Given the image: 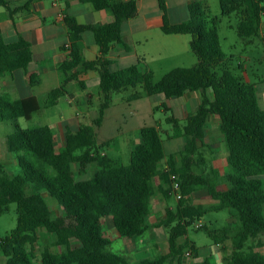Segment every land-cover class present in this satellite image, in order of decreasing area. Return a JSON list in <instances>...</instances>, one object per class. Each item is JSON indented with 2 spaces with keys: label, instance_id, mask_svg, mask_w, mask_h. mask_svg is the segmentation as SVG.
Masks as SVG:
<instances>
[{
  "label": "trees",
  "instance_id": "16d2710c",
  "mask_svg": "<svg viewBox=\"0 0 264 264\" xmlns=\"http://www.w3.org/2000/svg\"><path fill=\"white\" fill-rule=\"evenodd\" d=\"M80 1L91 3L97 11H110L114 21L94 27L79 24L72 17L65 19L71 37L93 32L100 57L93 62L86 61L79 46L72 42L67 59L59 66L62 85L47 95L43 106L53 107L68 94L67 85L78 81V67L81 66L83 72L97 70L102 103L94 124L81 125L59 145L49 126L23 129L18 124L20 118L29 120L41 109L36 98L12 101L0 95V123L9 122L14 126L6 148L16 154L21 169L20 175H10L0 160V218L9 212L12 204L16 205L18 215L16 228L0 238L5 264H34L30 248L38 242L40 229L54 234L62 249L58 253L44 249L41 264H129L103 235L102 219L112 217L123 237L143 236L149 229L147 218L157 192L153 179L161 174V191L168 198L172 173L180 178L182 198L174 210H167L166 218L160 222L168 230L169 252L138 264H184L188 248L193 259H198L195 243L180 242L189 229L212 211V208L192 203L191 196L198 189L207 190L209 197L220 203L219 209L239 222L235 234L229 228L208 230L215 243H224L232 235V253L222 264H264V253L258 250L264 246L261 180L264 176V110L259 107L255 86L235 73L233 58L224 51L219 34L221 19L234 17L240 39L250 41L260 37L264 32V0H219L221 16L214 18L208 17L201 3H193L189 6L190 18L178 24L170 23L166 0H158L163 13L162 32L189 35L190 49L197 58L193 67L173 69L158 82L153 72L142 73L135 66L112 71L108 60L112 45L123 43L124 23L138 15L140 0ZM7 6V0H0V7ZM32 56L28 41L20 38L15 43H7L0 31V78L27 70ZM117 82L122 88L141 86L144 92L133 94L134 99L156 95L167 100L180 98L186 87L201 94L198 108L184 121L172 115L167 118L173 125V134L169 137L184 138L181 150L169 154L156 125L140 130L141 142L129 165H117L102 154L103 146L108 144H98L96 128L102 125L105 112L112 104ZM162 106L166 109L164 104ZM211 115L220 118V130L228 148L229 172L225 177L228 188L225 190L219 189L220 175L216 170L195 172V168L207 162L204 128ZM165 161L167 167L162 172ZM92 167L96 168L93 175L83 179ZM45 194L61 207L58 216L53 215ZM72 240L78 242L77 247L71 244ZM193 264L212 262L205 259Z\"/></svg>",
  "mask_w": 264,
  "mask_h": 264
},
{
  "label": "crops",
  "instance_id": "0c3cea01",
  "mask_svg": "<svg viewBox=\"0 0 264 264\" xmlns=\"http://www.w3.org/2000/svg\"><path fill=\"white\" fill-rule=\"evenodd\" d=\"M7 2V7H0V31L3 38L7 43H15L20 38L25 39L32 46L33 56L27 70H19L12 76L0 78V95L7 96L12 101L36 98L42 106L36 112L39 113L44 109H49L43 106L47 95L62 85L63 74L59 66L67 59L72 42L79 46L86 61L93 62L100 57V49L96 44L93 32L87 31L71 37L65 19L72 17L79 24L96 27L112 23L114 16L108 10L97 11L91 3L80 0H7ZM166 2L168 18L172 24L187 21L190 18L189 6L193 3H201L210 18L221 16L219 0H166ZM222 19L219 34L223 28ZM226 19L229 21L225 26L226 29L237 34L235 29L236 19L234 17ZM162 24L163 13L158 0H140L138 15L126 21L123 25V43H114L111 47L108 55V60L111 62L110 69L118 71L135 66L139 72H153L155 79L157 72L162 74L163 77L173 69L189 68L196 65L197 58L190 49L191 37L189 35H166L161 30ZM154 38H156L155 42ZM224 40H226L225 37ZM240 40L243 42V46L239 50V55L236 53L227 54L233 58L232 67L235 73L245 82L255 86L259 107L264 110V32H261L260 37L250 41ZM234 62L237 63L236 66L233 65ZM76 72L79 73L78 81L70 82L66 87L68 94L62 97L57 105L50 107L58 108L63 105L59 112V120L48 125L53 130L55 140L59 145L64 142L70 132L76 131L81 125H93L98 117H94V112L91 110L92 105L94 106L97 103L100 109L102 103L99 72L97 70L83 72L81 66L76 69ZM75 86L79 89L78 95L71 91V88ZM92 88L98 92L97 96ZM127 89L130 88H122V84L117 82L112 96L114 93L126 91ZM156 96H142L139 99H134L131 95L129 101L136 103L144 97L153 99ZM169 100L170 103L167 104L153 105L152 111L159 109L164 104L166 109L163 110L165 112H170L175 118L184 121L198 108L201 94L186 87L183 97ZM113 104L114 102L105 112L102 125L96 129V136L98 129H103L110 118L109 111ZM137 107L134 113L139 110L140 105ZM33 114L30 119H32ZM71 122L76 124L77 128L75 130H70L69 123ZM157 126L163 131L161 125ZM142 128L136 129L138 141L129 149V162H131V156L141 142L140 130ZM204 130V141L207 146L204 148V156L207 162L205 165L195 168V172L201 173L204 171L208 173L211 169L216 170L220 175L219 189L225 190L228 188L225 180L229 172L227 164L228 148L220 130V118L211 115ZM165 132L168 136V145L174 144V149L167 152L172 154L181 150L185 144L184 138L173 139L169 137L173 133ZM117 134H120V132L118 131ZM115 136L107 137L102 144H109ZM5 151H7V154L4 160L1 156L0 160L6 168L9 164H13V158L6 148V143ZM101 152L115 163L113 158L107 155L103 149ZM14 164L19 165L18 160ZM161 167L162 172L165 171L167 162L165 161ZM160 175L153 179L157 192L152 199L151 211L147 218L149 229L143 236L123 237L116 230L112 217L102 219L103 235L111 239L112 246L113 242L116 241V253L124 257L129 264H138L142 260L153 259L160 254L169 252L168 230L160 225V222L166 218L167 210L175 209L178 200L172 194L166 198L162 193L163 181ZM191 199L196 206L212 208L209 213L223 211L219 209L220 203L210 198L205 189L196 190ZM229 218L231 221L227 225L211 230L229 228L233 230L232 234H235L236 219L230 215ZM203 219L204 217L196 223L201 224L202 227L195 228L196 224L194 225L193 229L195 231H200L199 229L202 228L207 229ZM216 221L218 224L223 222L219 217ZM231 236L224 243L213 241V245H210L209 248L206 245H203V247L196 245L198 259H193L191 263L184 259V264H193L196 260L202 261L205 259H210L212 264H222L223 259L230 255L233 250ZM185 240L193 242L187 235L180 242L184 243ZM259 251L263 253L261 250Z\"/></svg>",
  "mask_w": 264,
  "mask_h": 264
},
{
  "label": "rangeland",
  "instance_id": "374dc122",
  "mask_svg": "<svg viewBox=\"0 0 264 264\" xmlns=\"http://www.w3.org/2000/svg\"><path fill=\"white\" fill-rule=\"evenodd\" d=\"M222 20L223 28L221 29L220 35L222 39L223 49L228 54L236 53L239 55V50L242 48L243 42L239 39L234 31L226 29L225 26L229 22L228 19H226L225 17ZM224 37L226 38V40H224ZM155 41L156 38H154V42ZM233 65L236 66L237 63L234 62ZM161 79L162 74L157 72L154 80L158 82ZM94 88H92V90H94ZM71 91L75 95L79 94V89L76 86L72 87ZM143 92V88L141 86H138L137 88H130L126 91L114 93L112 96V102H114V104L109 111L110 118L107 120L103 129H98L97 131L96 139L100 146L103 145L102 143L107 137L116 135L114 140L110 141L108 145L103 146L102 149L107 153V155L113 158L115 164L117 165H128L130 163L128 158L129 149L130 147H132V145H134V143L138 141L136 129H138L139 127L161 125L163 129V131H161L165 140L167 151H172L174 149V144L171 146L168 145L167 134L165 132L167 131V133H173V125L167 122V118L172 114L170 112H165L163 110V106H160L159 109L152 111L153 105H160L161 103L167 104L170 103V100L165 99V97L163 96H156L153 99L144 97V99L138 100L136 101V103L129 101L131 95ZM94 93L97 96L98 92L96 90H94ZM139 105V110L134 113V110L138 108L137 106ZM62 106L58 108L44 109L39 113L33 114L32 119L29 120L20 118L18 120V124L23 129H35L38 127L48 126L51 123H55L59 120V112L62 109ZM91 110L94 112V117H98L99 106L97 103H95L94 106L92 105ZM69 128L70 130H75L77 126L74 122H71L69 123ZM118 131L120 132V134H117ZM13 134L14 126L12 125V123H0V156L3 160L7 154V151H5V143L7 141V138ZM10 156H12L13 158V164H9L8 166H6V172L14 176L20 175L21 169L19 165L14 164V162H17L16 154L10 153ZM95 170V167L90 168L89 173L87 175H84L82 178L86 179L88 177H91ZM74 173H77L76 167H74ZM261 180L264 185V176L261 178ZM45 198L47 199L48 205L51 208L53 215L58 216L61 213V207L47 194H45ZM17 217L18 215L16 205L12 204L10 206L9 212L4 214L0 218V238L8 236L16 228ZM218 217L223 220V222H220L218 224L216 221ZM203 221L206 224L207 229L195 231V229L191 228L189 229L187 236L197 246L203 247V245H206V247L209 248L210 245H213V240L209 237L208 230L224 227L229 223V221H231V219L229 218V214L225 211H213L205 215ZM235 221L236 225H238L239 222L237 221V219ZM38 236V242L33 248H30L33 253L34 264H41V253L44 249L49 248L54 253H58L62 250L58 245L56 236L54 234H49L46 230L40 229L38 231ZM71 244L74 247L78 246V242L75 240H72ZM116 244V241L113 242V249L115 252ZM248 244H250V242ZM258 250H261L264 253V246ZM184 259L187 260L186 258ZM0 264H5V258L2 255L1 251Z\"/></svg>",
  "mask_w": 264,
  "mask_h": 264
},
{
  "label": "built area",
  "instance_id": "2783aa9c",
  "mask_svg": "<svg viewBox=\"0 0 264 264\" xmlns=\"http://www.w3.org/2000/svg\"><path fill=\"white\" fill-rule=\"evenodd\" d=\"M170 182H171V194L177 199H181L182 198V194H181V182H180V178L177 174L172 173L170 174ZM202 227L201 224H196L195 228H200ZM185 258L188 260L189 263H191L193 261V255L191 250L188 248L185 251Z\"/></svg>",
  "mask_w": 264,
  "mask_h": 264
}]
</instances>
